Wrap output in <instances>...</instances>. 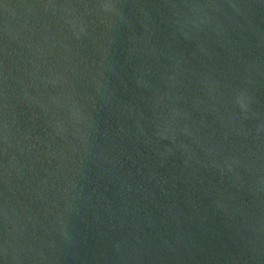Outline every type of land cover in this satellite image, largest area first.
<instances>
[{
    "label": "water",
    "instance_id": "1",
    "mask_svg": "<svg viewBox=\"0 0 264 264\" xmlns=\"http://www.w3.org/2000/svg\"><path fill=\"white\" fill-rule=\"evenodd\" d=\"M0 264H264V0H0Z\"/></svg>",
    "mask_w": 264,
    "mask_h": 264
}]
</instances>
